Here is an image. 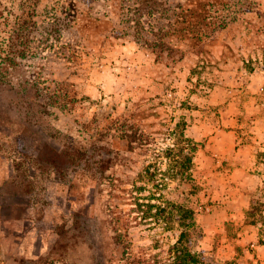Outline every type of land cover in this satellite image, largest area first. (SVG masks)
<instances>
[{"label": "rangeland", "instance_id": "1", "mask_svg": "<svg viewBox=\"0 0 264 264\" xmlns=\"http://www.w3.org/2000/svg\"><path fill=\"white\" fill-rule=\"evenodd\" d=\"M58 1L112 22L101 29L87 22L81 33L64 26L54 47L33 48L0 76V264H124L129 243L138 252L175 242V220L169 228L137 223L131 194L120 188H131L147 164L162 178L169 167L162 149L184 128L197 146L196 189L174 178L137 192L196 208L205 232L199 248L217 247L223 257L235 254L226 222L243 225L241 263L264 264V0H147L156 3L153 14L141 0H125V13L111 12L109 0H36V18ZM2 2L22 13L18 0ZM176 4L184 5L177 60L173 66L165 55L170 63L160 66L136 37L137 21L123 18H141L150 29L148 21L167 22ZM112 29L130 34L110 44ZM94 36L92 48L86 37ZM104 48H111L106 56ZM131 112L150 136L149 150L106 130L110 118ZM71 146L84 148L80 162L54 159ZM106 156L112 160L103 170ZM120 231L128 234L123 243Z\"/></svg>", "mask_w": 264, "mask_h": 264}, {"label": "trees", "instance_id": "2", "mask_svg": "<svg viewBox=\"0 0 264 264\" xmlns=\"http://www.w3.org/2000/svg\"><path fill=\"white\" fill-rule=\"evenodd\" d=\"M18 1L20 3L17 8L22 9V13H15L14 10H11L12 8H16L13 4L10 6L11 9H8L6 5H3L2 0H0V34H2L0 39V76L9 74L11 68L19 63L20 58H27L31 53H34L33 48L41 52L45 48L51 49L54 47L55 41L60 40L64 26L74 27L80 32L84 27H87L88 23H91L92 28L101 29L112 22L108 16H106L107 18L93 16L90 14V11L83 10L78 3L71 8L60 1L52 9L47 10V13L41 19H38L36 18L37 10L35 9L36 0ZM109 1L112 2L111 12L122 10L121 12L125 13L128 9L125 6V0L118 3L114 2V0ZM146 1L141 0L142 3L151 8L149 10L150 14L155 13L156 8H154V5L156 3ZM183 6V4H176L175 7L169 6L166 16L168 21L161 24L148 21L150 29L146 26V21L141 18L138 20H133L131 16L123 18L126 19L125 22L130 20L137 21L136 26H134L136 28V37L155 53V62L160 66L170 63L169 60L166 61L165 55L173 58L171 64L175 66L174 63H176L177 58L173 54H176L178 51L176 39L179 40V36L182 35L181 33L177 36V31L180 25L181 9ZM138 10L142 9L138 8ZM190 11L192 16L190 19L193 21V13L195 11ZM188 22L191 21L188 20ZM190 25L193 26L194 24L190 23ZM112 32L111 37L107 36L110 44H115L123 36L122 34H130L128 31H119L118 29H112ZM201 37L200 35L196 36L193 34L191 38L200 39ZM86 40L88 46L95 47V36L94 38L86 37ZM111 48H104L101 51V55L106 56ZM166 52L167 54H165ZM68 105L69 102L65 100L63 107L67 108ZM142 111H146V108ZM137 117L138 114L136 112H131L123 115L122 118H110L106 130L109 133L114 130L121 137L127 138L129 147L131 148L134 147L135 142H138L149 150L150 136L137 124ZM179 124L180 122L177 125ZM174 131L177 135L175 138L177 141L162 149V152L156 153V156H160L161 152V156L167 157L169 165L165 172H160L162 178L157 177L156 172L152 171L150 165L147 164L144 170L132 179L131 188L120 189L131 194L133 200L132 210L137 212L136 214H132L131 217L137 223H147L148 225L160 224L164 228H169L172 221L175 220L179 227V234L175 242L168 246L162 245L157 241L151 247L140 248L138 252H133L130 250V243L125 245L126 248L122 257L125 260L124 264H242L240 260L246 247L242 246L238 240L243 238V225H238L233 221L226 222V236L234 245L235 254L223 257L218 254L217 247L213 249L199 248L200 242L205 237V232L203 227L197 222L196 208L184 203L168 200L162 192L157 193L154 190H150V194H142L141 192L139 194L137 192L146 188L147 184L151 182L159 189L165 185L166 179L174 178H177L178 184L185 186V189L186 187L196 189L195 178L191 171L194 164V153L197 149L196 142L186 135L185 128L182 131L177 129ZM71 147L65 153L56 150L54 159H63L64 156H67L71 163L80 162L85 157L86 152H84V148L79 146ZM111 160L112 158H107L106 156L103 170L110 167L109 163ZM139 180L142 181V185L138 184ZM125 194H117V196L123 198L126 197L124 196ZM257 209V207H254L247 212L246 224H251L252 227L256 226V219H252L251 217L256 216L255 212ZM122 219L123 216H119L120 222ZM129 223L127 222V225H130ZM125 236H128V234H124L121 231L117 234L119 243H123ZM260 237V242L264 244V236Z\"/></svg>", "mask_w": 264, "mask_h": 264}]
</instances>
